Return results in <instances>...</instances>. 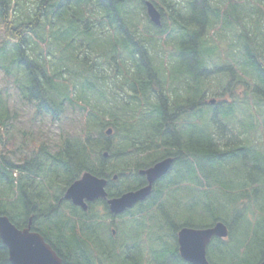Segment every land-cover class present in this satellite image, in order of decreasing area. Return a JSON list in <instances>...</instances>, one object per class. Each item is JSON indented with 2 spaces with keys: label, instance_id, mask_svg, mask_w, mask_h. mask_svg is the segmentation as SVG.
<instances>
[{
  "label": "trees",
  "instance_id": "16d2710c",
  "mask_svg": "<svg viewBox=\"0 0 264 264\" xmlns=\"http://www.w3.org/2000/svg\"><path fill=\"white\" fill-rule=\"evenodd\" d=\"M151 2L160 13L170 14L160 27L149 21L143 0H0V70L5 81L0 86V215L17 229L30 226L62 264H189L180 258L177 232L217 222L226 226L228 235L213 238L207 246L209 264H260L264 128L256 117L254 123L251 116L236 120L235 102L205 103L206 89L213 87L209 59L215 48L208 40L217 27L216 17L226 18L235 1L223 0L217 7L208 0H159L161 6L157 0ZM242 2L252 7L259 22L264 0H237ZM23 5H31V13ZM253 21L238 20L240 30L234 39L237 46L244 45L239 64L243 74L229 79H243L252 72L257 83L252 93L264 102V51L253 45L264 42V34L257 40L246 27ZM86 35L92 41L101 39L102 48L85 45L81 38ZM8 41H13L12 47L7 48ZM38 42L59 46L68 57L51 54L49 71L44 61L29 55ZM11 49L13 54H7ZM82 50L98 54L105 64L116 63L108 80L83 68L89 66L88 54L78 58ZM256 50L259 54H252ZM61 68L72 78H65ZM92 79L99 81L100 92L116 100L110 114L98 106L103 92H88L95 84ZM9 83L18 102L48 115L52 123L63 125L70 117L68 110L85 116L80 134L60 136L58 147L52 149L48 140L17 128L13 116L17 112L9 107ZM107 129L112 130L109 136ZM168 157L174 160L169 172L143 202L123 215L135 229L143 228L142 241L151 231L157 237L158 248L139 260L135 255L139 243L122 241L123 222L117 224L109 215L105 201L82 212L63 199L66 189L85 173L107 180L108 198L135 191L144 186L139 171ZM101 218L112 220L107 225ZM144 219L153 222V230L143 226ZM0 264H11L1 240Z\"/></svg>",
  "mask_w": 264,
  "mask_h": 264
},
{
  "label": "rangeland",
  "instance_id": "374dc122",
  "mask_svg": "<svg viewBox=\"0 0 264 264\" xmlns=\"http://www.w3.org/2000/svg\"><path fill=\"white\" fill-rule=\"evenodd\" d=\"M31 1V0H29ZM221 2L223 0H220ZM235 2L228 6V15L226 18H222L221 16H217L214 26H217L213 31H211V40L209 42L208 38V44H215L218 49L213 52L209 60H213V63L209 62V70L212 71V75L210 76L211 82L213 83L211 86L208 87L205 92V103L208 106H216L217 104L225 101V102H235L232 108V111L234 113L235 119H241L243 117H249L251 116L252 119L250 121L254 123L255 117L257 119V122H260L264 128V102H259L257 98H255L254 94L252 93L253 87L257 84L256 78L254 74L251 72L247 76H244L242 79H233L231 81L229 78L232 76V72L236 75H242L243 72L241 71L240 67V56L242 53L241 49L244 47V45L239 42V46L235 44L234 34L240 30V27L238 25V20L240 19H247L249 17H253L254 21L252 23H247L246 27L250 29L254 35H257V40L261 39V34H264L263 26L256 20L259 16H252L251 10L252 7L248 3H237V0H234ZM22 6V5H21ZM25 6V5H23ZM28 9V12L31 13V10L33 7L31 5L25 6ZM17 12L22 10V7H18ZM235 9V11L233 10ZM33 14H30L29 17H33ZM13 15V12H12ZM20 15V14H19ZM231 15L233 18H231ZM225 19V20H224ZM2 25H0V46L3 42L2 38ZM243 32V30H242ZM55 33V31H53ZM52 34V33H50ZM45 34H42V36ZM83 43L91 44L93 49L99 50L102 48V42L101 39H98L97 41H92L89 36H83L81 38ZM106 39V37H105ZM48 40V38H47ZM52 40L54 38L52 37ZM257 42V41H256ZM13 43V41H8L7 48H9ZM39 43V42H38ZM35 43L32 44V48H34L35 52L34 54L29 53L30 57L32 59H39L42 60L45 63H43L49 71L52 68V55L58 59H62L63 55L68 57V54H65L63 51H60V47L55 46H48L45 44L44 46H40L41 43ZM258 50H264V42L259 40L257 43H253V45H256ZM12 47V46H11ZM89 47V46H88ZM95 47V48H94ZM47 48L50 49V54L46 53ZM174 47L170 46V51L174 52ZM256 50V52H259ZM253 53H256L252 51ZM7 54H13L12 49L7 52ZM71 54V53H69ZM88 54L87 60V67L86 65H83L84 69H94L98 72L101 77H104V79L108 80L107 74H112L114 66H116V63L114 64L113 61L108 63H104V59L101 58L98 54H92L88 50L84 51L82 50L78 56L79 60L83 59L85 55ZM117 58V57H116ZM155 61L158 62V57L155 56ZM70 61V60H69ZM166 64L168 60L165 58ZM264 68V63L261 64ZM93 66V67H92ZM243 66V65H242ZM72 68L75 70L80 68L79 66L71 65ZM54 69H57L56 64ZM62 74L65 78H68L72 76H68V72L66 68H61ZM67 72H66V71ZM250 71V70H248ZM50 73V72H49ZM209 78V77H208ZM56 78L55 82H60L61 79ZM91 82H95L94 87L91 88L88 92L92 94L98 95L99 93L103 92V95L99 97V100L102 102L98 103V106L101 110H104L105 114H110L113 112L111 109L110 104H115L116 100L113 101V98L104 92V90H98L97 83L99 81L92 79ZM5 83L4 77L2 74V71L0 70V86ZM228 83L231 85L228 87V90L225 92L226 86H228ZM9 90L11 91V99L9 100V107L12 110V112H17L16 115H13L16 122L15 126L21 130L27 131V132H34L36 136H40L43 139H46L49 141V144L51 147L57 148L60 143V136H71L72 134H80V130L82 128V121L85 116L80 115L79 112L72 113L70 110L67 111V116H70L68 120L64 121L61 125L60 122L52 123L51 118L48 115H40L34 112L33 106H29L26 103L20 102L24 107L19 106L18 99L14 96L15 90H12L11 83H9ZM92 100H95V103H97L96 97L91 96ZM214 100L213 104H210V101ZM29 106V107H27ZM207 107V106H206ZM234 109V110H233ZM205 112H208L204 109ZM121 113L124 114L125 110L121 109ZM204 119L206 120V117L204 116ZM112 133V131H111ZM259 134V133H257ZM262 136V134H259ZM264 139V137H263ZM45 140V141H46ZM47 142V141H46ZM113 162V161H111ZM131 217V216H130ZM129 218L128 216H123L121 218H118L116 220L117 224H120L123 222V226L121 228V239L124 243L128 244H138L139 243V250L135 253V255H147L148 252H153V248H158V242L157 237L154 235L153 231L150 232L146 240L142 241L141 238L144 237V234L141 236L140 233L143 231V228H137L132 227L131 222L129 223L125 220ZM145 220V219H144ZM153 221V219H152ZM157 221V219H154V223ZM100 222L109 224L110 219H100ZM146 227H152L153 230V222L150 220H145L144 225ZM149 225V226H148ZM152 225V226H151ZM117 228V227H116ZM145 228V227H144ZM114 229V228H110ZM118 241L117 243H119Z\"/></svg>",
  "mask_w": 264,
  "mask_h": 264
},
{
  "label": "water",
  "instance_id": "95a60500",
  "mask_svg": "<svg viewBox=\"0 0 264 264\" xmlns=\"http://www.w3.org/2000/svg\"><path fill=\"white\" fill-rule=\"evenodd\" d=\"M145 7L150 22L155 26H161L160 13L156 8L149 2L145 3ZM105 134L110 135L111 129H108ZM172 162L173 160L168 158L147 170L140 171L141 175H145L148 185L108 199L106 202L109 212L113 215H120L146 199L150 194L152 184L169 171ZM106 183L103 178L84 174L80 180L74 182L66 190L63 199L86 211L87 203L106 199ZM227 235V228L221 222L205 229L181 228L177 232L176 239L179 255L189 264H209L206 259L207 246L213 238L225 239ZM0 240L7 248L11 264H62V260L40 234L31 231L29 226L17 229L7 217L1 215ZM260 264H264V257Z\"/></svg>",
  "mask_w": 264,
  "mask_h": 264
},
{
  "label": "flooded vegetation",
  "instance_id": "af4514ba",
  "mask_svg": "<svg viewBox=\"0 0 264 264\" xmlns=\"http://www.w3.org/2000/svg\"><path fill=\"white\" fill-rule=\"evenodd\" d=\"M146 1H150L151 2V0H143V4H145L146 3ZM153 1V0H152ZM158 2H159V0H157ZM132 2V1H131ZM157 2V3H158ZM208 2H209V4H211V5H213L214 7H217V6H220V4H221V1L220 0H208ZM153 3V2H152ZM159 5H160V2L158 3ZM155 6V5H154ZM161 6V5H160ZM155 8L158 10V6L156 5L155 6ZM165 10V9H164ZM167 13H161V18H162V20L164 19V18H166L167 20H168V17L170 16V14H169V12L168 11H166ZM260 23H261V25L264 27V8H263V12H262V16H261V19H260V21H259ZM264 51V50H263ZM252 54H259L258 52H256V53H253L252 52ZM262 55V57H264V54H261ZM256 87V85L253 87V88H255ZM168 158H171V159H173L172 157H168ZM165 159H167V158H165ZM174 161V160H173ZM156 163H158V162H156ZM156 163H154L153 164V166L156 164ZM173 164V163H172ZM153 166H151V167H153ZM150 167V168H151ZM149 169V168H148ZM147 170V169H146ZM141 177H143V182H144V186H142V187H145L146 185H148V182H147V179H146V177H145V175H141V174H139ZM163 178V177H162ZM162 178H160V179H158V180H156L153 184H152V188L154 187V185L157 183V181H159V180H161ZM141 187V188H142ZM105 203H106V201H105ZM139 203H137L135 206H137ZM134 206V207H135ZM98 208V207H97ZM116 220V219H115ZM139 257H140V255H137V260H139Z\"/></svg>",
  "mask_w": 264,
  "mask_h": 264
},
{
  "label": "bare ground",
  "instance_id": "6f19581e",
  "mask_svg": "<svg viewBox=\"0 0 264 264\" xmlns=\"http://www.w3.org/2000/svg\"><path fill=\"white\" fill-rule=\"evenodd\" d=\"M30 227V226H29Z\"/></svg>",
  "mask_w": 264,
  "mask_h": 264
}]
</instances>
